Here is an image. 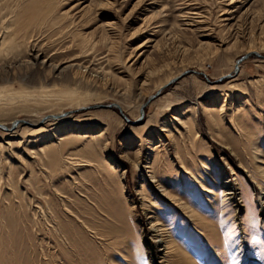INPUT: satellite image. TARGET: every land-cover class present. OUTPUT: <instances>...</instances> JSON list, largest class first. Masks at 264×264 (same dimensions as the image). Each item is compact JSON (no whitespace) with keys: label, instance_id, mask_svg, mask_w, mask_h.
Masks as SVG:
<instances>
[{"label":"rangeland","instance_id":"374dc122","mask_svg":"<svg viewBox=\"0 0 264 264\" xmlns=\"http://www.w3.org/2000/svg\"><path fill=\"white\" fill-rule=\"evenodd\" d=\"M0 123V264H264V0H0Z\"/></svg>","mask_w":264,"mask_h":264},{"label":"water","instance_id":"95a60500","mask_svg":"<svg viewBox=\"0 0 264 264\" xmlns=\"http://www.w3.org/2000/svg\"><path fill=\"white\" fill-rule=\"evenodd\" d=\"M251 52L252 51H249V52H245L244 54H242L240 57H238L237 58V60H236V67H237V65H238V63L240 62V61H242L244 58H246L248 55H250L251 54ZM255 54H257V55H260V53H257V52H255ZM187 72H194V73H201L200 71H197V70H194V69H186V70H183L182 72H180L177 76H175V77H172V78H170L162 87H160L159 89H157L153 94H151V95H149V97L141 104V107H140V112H141V114H140V117L139 118H141L142 116H143V114H144V106L153 98V97H155L158 93H160L161 92V90H162V88H164L168 83H170V82H172V81H174L175 79H177V78H180L182 75H184L185 73H187ZM222 77H224V75L222 76ZM99 105H101V106H103V107H117L116 109L119 111V113L124 117V119L126 120V121H128V122H130V123H133V122H136L138 119H136V120H129L128 119V117L126 116V115H124V113H123V111H122V109L120 108V106L118 105V104H116V103H114V102H109V103H107V104H99ZM65 113H67V111L66 112H64L63 114H61V115H64ZM46 116H51V117H58V115H56V114H54V116H53V114L52 115H49V114H47ZM21 121H23V119H20Z\"/></svg>","mask_w":264,"mask_h":264},{"label":"bare ground","instance_id":"6f19581e","mask_svg":"<svg viewBox=\"0 0 264 264\" xmlns=\"http://www.w3.org/2000/svg\"><path fill=\"white\" fill-rule=\"evenodd\" d=\"M253 50L255 51L256 49H253ZM256 51H257V50H256ZM252 53H255V52H252ZM257 53H258V52H257ZM235 65H236V64H235ZM238 65H239V63H238ZM238 65H237V67L235 66V69H236L235 72L238 71ZM169 79H170V78H169ZM164 84H165V83H164ZM164 84H161L159 87H162ZM159 87H158V88H159ZM118 105H119V104H118ZM119 106H120V105H119ZM113 107H114V106H113ZM140 107H141V106H140ZM116 108H117V107H116ZM120 108H121V107H120ZM53 116H54V115H53ZM58 116L61 117V116H63V115L60 114V115H58ZM45 117H46V116H45ZM45 117H44V118H45ZM49 117H51V116H49ZM20 121H21L20 119H16V120H14L10 127L12 128L16 123H18V122H20ZM41 122H42V121H41ZM17 125H18V124H17ZM0 127H3L5 130L10 129V128L7 129V128L4 127V125H2L1 123H0ZM257 152H260V151L257 150ZM256 157H258L257 154H256ZM260 169L262 170V172H263V174H264V166H263V165L260 167ZM224 187H225V189H227V190L232 189V186H231V185H228V183H226V185H224ZM229 193H231V192H229ZM263 206H264V204H263ZM154 227H155V226H154ZM159 230H160V229H159ZM161 235H162V234H161ZM165 240H166V239H165ZM157 241H162V242H163V241H164V238H162V239L160 238V239H158ZM164 242H165V244L167 243V241H164ZM165 244H164V245H165Z\"/></svg>","mask_w":264,"mask_h":264}]
</instances>
